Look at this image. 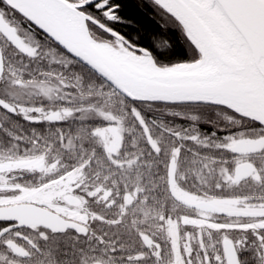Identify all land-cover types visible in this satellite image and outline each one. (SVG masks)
Masks as SVG:
<instances>
[{"label": "snow or ice", "instance_id": "snow-or-ice-1", "mask_svg": "<svg viewBox=\"0 0 264 264\" xmlns=\"http://www.w3.org/2000/svg\"><path fill=\"white\" fill-rule=\"evenodd\" d=\"M0 264H264V0H0Z\"/></svg>", "mask_w": 264, "mask_h": 264}, {"label": "trees", "instance_id": "trees-1", "mask_svg": "<svg viewBox=\"0 0 264 264\" xmlns=\"http://www.w3.org/2000/svg\"><path fill=\"white\" fill-rule=\"evenodd\" d=\"M148 27H149V30H151V28L154 27V25H149Z\"/></svg>", "mask_w": 264, "mask_h": 264}]
</instances>
